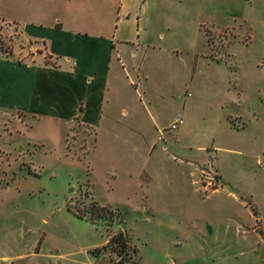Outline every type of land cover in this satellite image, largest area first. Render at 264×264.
Here are the masks:
<instances>
[{"label":"rangeland","instance_id":"rangeland-1","mask_svg":"<svg viewBox=\"0 0 264 264\" xmlns=\"http://www.w3.org/2000/svg\"><path fill=\"white\" fill-rule=\"evenodd\" d=\"M199 6L180 9L170 41L157 27L154 45L130 50L135 127L0 115L5 264H113L120 231L125 264H264V0L219 19ZM44 48L0 21V55Z\"/></svg>","mask_w":264,"mask_h":264},{"label":"crops","instance_id":"crops-1","mask_svg":"<svg viewBox=\"0 0 264 264\" xmlns=\"http://www.w3.org/2000/svg\"><path fill=\"white\" fill-rule=\"evenodd\" d=\"M194 1L200 3V14L214 19L228 18L236 7L251 2L0 0V21L18 26L23 38L45 47L31 61L18 60L17 51L0 55V115L22 124L37 118L95 132L104 123L135 127L128 105L139 91L134 78L139 73L131 64L136 54L130 50L142 43L154 45L149 38L157 27L170 41L179 33L178 19L184 17L180 9ZM131 23L136 37L125 36V26ZM220 25L218 30L228 27ZM212 30L216 32L206 30L209 42ZM259 65L264 70V61Z\"/></svg>","mask_w":264,"mask_h":264},{"label":"trees","instance_id":"trees-1","mask_svg":"<svg viewBox=\"0 0 264 264\" xmlns=\"http://www.w3.org/2000/svg\"><path fill=\"white\" fill-rule=\"evenodd\" d=\"M96 205V202H94ZM109 240L107 245L110 249L117 253L120 256V259L113 264H125L126 255H129L127 250L130 248L129 240L124 232L120 231L115 235H109Z\"/></svg>","mask_w":264,"mask_h":264},{"label":"built area","instance_id":"built-area-1","mask_svg":"<svg viewBox=\"0 0 264 264\" xmlns=\"http://www.w3.org/2000/svg\"><path fill=\"white\" fill-rule=\"evenodd\" d=\"M183 118H177L169 127V129H177L181 124H183Z\"/></svg>","mask_w":264,"mask_h":264}]
</instances>
